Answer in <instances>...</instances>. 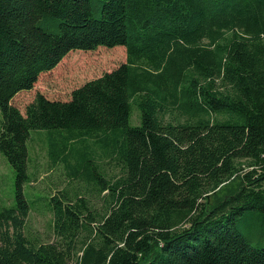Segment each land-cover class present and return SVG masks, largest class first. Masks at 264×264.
I'll return each instance as SVG.
<instances>
[{
    "label": "trees",
    "instance_id": "1",
    "mask_svg": "<svg viewBox=\"0 0 264 264\" xmlns=\"http://www.w3.org/2000/svg\"><path fill=\"white\" fill-rule=\"evenodd\" d=\"M117 45L127 60L70 99L13 103L70 51ZM0 110L17 199L0 207V264H264L242 229L264 233V0H0ZM38 129L67 131L49 136L67 167L69 138L96 135L122 170L78 160L105 211L55 193L56 239L36 245L24 184Z\"/></svg>",
    "mask_w": 264,
    "mask_h": 264
},
{
    "label": "rangeland",
    "instance_id": "2",
    "mask_svg": "<svg viewBox=\"0 0 264 264\" xmlns=\"http://www.w3.org/2000/svg\"><path fill=\"white\" fill-rule=\"evenodd\" d=\"M126 60L127 51L124 45L99 46L94 50H72L53 69L42 72L32 89L16 94L13 103L26 113L27 106L34 101L38 93H43L51 99H70L75 88L101 76L105 71L113 70ZM140 123L141 111L134 106L131 124ZM51 132L59 139L65 138L67 134L63 129L60 130L62 135L49 129L32 130L28 141L30 181L24 184V193L30 202L31 210L24 231L36 245L56 239L54 213L50 207L51 195L55 193L66 192L72 199L84 197L89 200L91 206L100 212L105 211V193L95 188L83 175H72L78 160L96 163L98 169L107 177L118 175L122 170L121 164L107 153L106 142H101L96 135H87L83 139L69 138L68 145L74 153L69 157L71 167H67L63 160H55L49 154ZM16 202V172L6 155L0 151V207L14 206ZM259 227V224L256 225L254 220L249 218L242 229L248 231L247 235L251 236L249 239L253 244L263 245L264 233L260 234ZM69 264H76V260Z\"/></svg>",
    "mask_w": 264,
    "mask_h": 264
}]
</instances>
